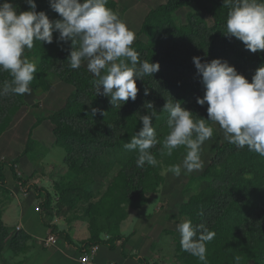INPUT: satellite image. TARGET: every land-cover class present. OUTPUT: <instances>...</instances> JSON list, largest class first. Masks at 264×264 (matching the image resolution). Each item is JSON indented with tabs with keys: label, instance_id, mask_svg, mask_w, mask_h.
Returning a JSON list of instances; mask_svg holds the SVG:
<instances>
[{
	"label": "trees",
	"instance_id": "1",
	"mask_svg": "<svg viewBox=\"0 0 264 264\" xmlns=\"http://www.w3.org/2000/svg\"><path fill=\"white\" fill-rule=\"evenodd\" d=\"M196 1L166 0L146 13L132 47L139 53L140 60L159 63L160 68L152 77L137 80L139 91L136 100L129 99L120 108L113 107L109 97L95 94L92 81L96 78L85 65L78 70L69 67L67 59L72 50L71 42L57 44L58 33L53 34V43L35 42L34 48L26 51L28 58L37 64L36 79L30 85L32 95L49 91L52 76L72 85L73 91L60 107L35 119L22 154L30 153L35 147L33 128L48 120L54 145L64 149L63 164L69 179L64 183L54 182L53 194L19 176L15 161L1 160L0 190L7 191L3 169L8 165L13 179L40 199L36 207L42 224L49 227L51 233L65 234L66 242L79 252L94 245L114 249L121 244L124 248L128 236L121 233V222L131 209L137 210L148 204L151 194L157 193L163 185L165 175L161 172V159L165 157L169 167L179 164L180 157L186 152L181 147L171 156L162 155V144H158L152 149L158 164L138 168L135 163L137 153L132 151L120 163L103 191L93 188L95 176L100 175L104 179L109 171L108 167H99V161L108 152L123 148V144L142 128L139 117L148 114L145 103L152 102L159 113L166 100L173 98L190 110L194 118L208 119L207 104L201 106L197 103V97L202 98L205 89L193 57H200L202 63L213 59L227 61L249 82H252L256 70L264 67V51L253 53L245 48L242 41L226 34L230 9L224 6V0H202L201 15L189 11L184 23L176 22L175 12ZM10 2L19 11L30 10L25 0ZM118 2L108 0L107 7L118 13ZM35 3L37 12L44 11L53 21L61 19L50 8L49 0H35ZM11 79L9 73L0 72V86ZM145 89L148 95L144 94ZM31 94L0 97V136L17 120V114L27 107L25 99ZM93 109L100 111L93 115ZM152 123L158 139L163 141L169 132L167 114H161V118L153 119ZM200 177L206 178L207 183L178 205L174 219H190L194 225L203 223L209 231L215 232V237L207 243V264H235L237 255L241 257L240 264H264V157L248 151L246 147L237 149L227 141H221L207 154ZM76 210L82 211L89 231L88 238L79 245L51 223L54 216L63 217L67 212H70V218H74L78 214ZM201 210L203 215H199ZM165 231L168 232L167 229ZM29 238L26 231L10 229L4 223L0 208V256L5 250L14 255L27 252ZM173 244L176 263L202 264L198 258L182 251L180 237H174ZM137 259L140 264H161L158 260Z\"/></svg>",
	"mask_w": 264,
	"mask_h": 264
},
{
	"label": "clouds",
	"instance_id": "2",
	"mask_svg": "<svg viewBox=\"0 0 264 264\" xmlns=\"http://www.w3.org/2000/svg\"><path fill=\"white\" fill-rule=\"evenodd\" d=\"M25 3L30 10L19 11L10 0L0 3V72L12 77L0 86V97L32 93L30 85L36 79L37 64L28 58L26 50H32L35 42L53 43L54 33H58L57 44L71 42L69 67L78 70L86 64L96 78L92 81L95 94L109 97L113 107L120 108L129 99L134 102L139 91L136 81L159 71V63L140 60L132 47L135 32L107 7L108 0H49L50 8L61 17L54 21L44 11H36L35 0ZM224 6L230 9L226 34L242 41L253 53L264 51V0H224ZM193 63L205 89L197 103L207 104L208 119L194 118L173 98L166 100L159 113L152 102H146L148 114L139 117L142 128L123 144L126 151L137 153L138 168L156 166L152 149L162 144V155L171 156L181 147L186 149L182 163L167 169L175 177L182 172L188 175L202 171V146L213 137L214 124L219 125L229 144L237 149L246 147L264 157V67L258 68L249 82L227 61L213 59L202 63L200 57H193ZM144 94L148 95L147 89ZM98 111L93 109L92 114ZM161 114H167L169 129L163 141L158 139L152 123ZM199 215H203V210ZM176 230L182 251L207 264V243L215 232L203 223L194 225L190 219L178 223ZM234 259L235 264H240L239 255Z\"/></svg>",
	"mask_w": 264,
	"mask_h": 264
},
{
	"label": "crops",
	"instance_id": "3",
	"mask_svg": "<svg viewBox=\"0 0 264 264\" xmlns=\"http://www.w3.org/2000/svg\"><path fill=\"white\" fill-rule=\"evenodd\" d=\"M138 29L139 28H136L135 32H137ZM44 93L46 94V92ZM45 96L46 95H39L37 97H43L47 99ZM33 98L35 99L36 96L34 95ZM23 121L24 118L17 119L1 134L0 161L4 160L8 161L9 163L15 161V168L19 176L28 180V183H35L38 186L48 189L44 183V178H46L45 173H48L47 169H51V173L54 170V167L52 166L53 159H50L49 161L46 160V163H44L43 159H41L35 166H33V160H28L26 154H22L28 133L32 124L34 123ZM43 122L32 130L33 138L35 140L36 138H41L43 136L45 138L46 134L48 138H51V125L50 127H43ZM28 124H30L29 128H27ZM61 166L66 170L64 171L62 169V171H64L62 175L67 173V176L62 179H69V173L67 172L66 166ZM44 167L48 168L44 170ZM3 173L6 180L9 176L10 182L9 186L5 182L7 191L2 192L0 190V192H2L0 193L2 219L9 228L16 229V226H20V229L26 231L30 235L28 241L29 248L27 252L14 255L10 251L5 250V255L2 253L0 256L5 257V261L2 260L3 264H78V256L80 252L72 244L66 242L64 238L65 234L60 235L52 233L56 236V242L49 246L44 244V240L51 233V230L49 227L42 224L40 212L36 208L40 199L35 197V194L32 190L21 186L18 181L13 179L12 172L8 165H4ZM144 206L139 210L131 209L129 211L131 212L134 210L133 214H138L137 216L139 217L138 221L135 222L133 229L129 233H124L123 228L126 225V221H129L130 219V213L128 217L121 222V233L124 236H128V240L126 241L124 248H122L121 244H118L114 249H110L107 246L101 245L94 257L93 264H140L137 259L138 257L152 260V257H150L151 251L147 253V255H143L141 252L139 253V250H137L135 246L137 244L134 238L138 233L140 234V237L150 236L153 237L151 241L155 240L158 238L160 230L165 229V227L157 229L156 226L159 225L158 223L161 221L158 217V214L156 217H153L152 212L143 213L141 210L144 208ZM147 209L150 210L149 206ZM146 215L148 217H146ZM70 216V212H67V214H65L63 217L54 216L51 220V223L56 224L60 233H66L71 237L73 243L79 245L89 236L88 224L86 219L83 218V215L81 214H77L74 216V218H70ZM156 219H159L160 221H156ZM163 219L166 220L165 217ZM169 219L170 217H168L167 220Z\"/></svg>",
	"mask_w": 264,
	"mask_h": 264
},
{
	"label": "rangeland",
	"instance_id": "4",
	"mask_svg": "<svg viewBox=\"0 0 264 264\" xmlns=\"http://www.w3.org/2000/svg\"><path fill=\"white\" fill-rule=\"evenodd\" d=\"M118 13L120 19L125 22V24L129 27V29L135 32L136 28H139L140 23L146 15V13L156 5L165 2L166 0H118ZM204 2L202 0H197L190 6L181 7L179 8L175 14V20L178 23H184L186 21V13L191 11L195 14L201 15L203 13ZM136 33V32H135ZM27 51V50H26ZM26 54V53H25ZM34 60V59H33ZM86 65V64H85ZM52 87L49 91L45 93H33L30 97H26L27 107L23 109L21 112L17 114V119L24 118L23 122L29 121L34 122L38 116H46L58 107L61 106L62 102L66 99V97L73 91V86L63 82L56 77L52 76ZM49 92V93H48ZM34 95L36 98L34 99ZM46 95L45 98L37 97V96ZM56 100V101H55ZM42 124L43 127H50L51 124L48 120H44ZM41 126V127H42ZM30 124H28V127ZM214 128V135L208 141L204 143L202 146V153L201 158L203 162L207 160V154L211 153L214 147L221 142L226 141L223 137V133L219 128L218 124L213 125ZM54 136L51 134V138L47 137V134L41 137L34 139L35 147L34 149L26 154L28 160H33V166L37 164L41 159L43 162L46 163V160L53 159L52 166L54 167L53 172L51 173V169H47L48 167H44V170H48V173H45L46 178H44V183L46 187H48L49 191L54 194L53 191V183L58 182L60 180L61 183H64L67 179H62L67 176V173L62 175L65 169L62 168L61 165L63 164L62 158H64V149L62 147L54 145ZM53 138V140H52ZM109 151V150H108ZM107 151V152H108ZM111 151V150H110ZM131 152L126 151L124 148L119 149L118 151L108 152L106 156L99 161V167L104 168L108 167L109 171L106 177L103 179L100 175H96V181L92 184L94 189H100L103 191L106 188L107 183L112 178V176L117 172L120 163L125 160V158ZM184 155L180 157L179 164L182 163ZM37 157V158H36ZM161 166H162V174L165 175V181L163 185L159 187V191L157 193L151 194V201L142 208L143 213H151L152 216L156 217L158 214L159 219L156 221H160L159 225L156 226L157 229L165 227L168 232H163L160 230L159 233V240H152L153 237H140V234L137 233L135 236V242L137 245L136 248L139 250V253L143 255H147L151 251L150 262L160 261L161 264H179L176 263L174 260V251H173V240L174 237H180V234L176 230V225L180 222H183L184 219L182 218L180 221H176L174 219L175 215L177 214V208L180 203L185 201L188 198V195L192 193L199 187L204 186L207 183V179L204 177H200V172H193L191 174L185 175L181 174L180 177H175L171 172L167 171L169 167H167L165 163V157L161 159ZM62 169L64 171H62ZM51 173V174H50ZM6 184L9 186V176L5 181ZM2 191V190H1ZM4 192V191H2ZM0 192V193H2ZM57 196L55 195V200ZM149 206V209L147 207ZM135 210V209H134ZM132 210L130 213L129 221H126V225L124 226V233H129L133 227L135 222L138 221L139 217L138 214H133ZM139 210V209H138ZM78 214L82 215V211L76 210ZM161 214V215H160ZM162 216V217H161ZM146 217H148L146 215ZM165 217L166 220L163 218ZM168 217H170L169 220ZM84 218V215H83ZM137 227V226H136ZM13 229V228H10ZM174 229V230H173ZM174 232H170V231ZM149 250V251H148ZM9 251V250H8ZM5 255V252H3ZM162 257V258H161ZM4 256L0 257V264H3ZM5 261V260H4Z\"/></svg>",
	"mask_w": 264,
	"mask_h": 264
},
{
	"label": "built area",
	"instance_id": "5",
	"mask_svg": "<svg viewBox=\"0 0 264 264\" xmlns=\"http://www.w3.org/2000/svg\"><path fill=\"white\" fill-rule=\"evenodd\" d=\"M16 229L19 230L20 226H16ZM55 242H56V236L52 233H50L47 236V238L44 240V244L46 246L54 244ZM98 250H99V246L94 245L89 249H85L81 251L78 256V264H93L94 257L97 254Z\"/></svg>",
	"mask_w": 264,
	"mask_h": 264
}]
</instances>
